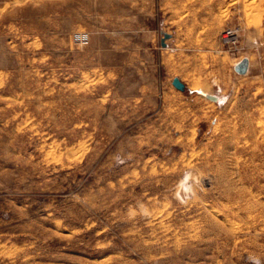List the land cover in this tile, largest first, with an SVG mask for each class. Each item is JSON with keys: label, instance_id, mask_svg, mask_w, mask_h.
<instances>
[{"label": "rangeland", "instance_id": "rangeland-1", "mask_svg": "<svg viewBox=\"0 0 264 264\" xmlns=\"http://www.w3.org/2000/svg\"><path fill=\"white\" fill-rule=\"evenodd\" d=\"M0 264H264V0H0Z\"/></svg>", "mask_w": 264, "mask_h": 264}, {"label": "water", "instance_id": "water-1", "mask_svg": "<svg viewBox=\"0 0 264 264\" xmlns=\"http://www.w3.org/2000/svg\"><path fill=\"white\" fill-rule=\"evenodd\" d=\"M171 35L166 33L164 38L162 39V45L165 47L166 46V39L170 38ZM250 67V61L248 58H244L242 59L236 66H235V70L237 71V73L239 74H246L249 70ZM173 85L180 91H185L186 90V84L179 78V77H175L172 81ZM208 98L214 100V101H218L219 98L217 96H213V95H209V94H205Z\"/></svg>", "mask_w": 264, "mask_h": 264}, {"label": "built area", "instance_id": "built-area-1", "mask_svg": "<svg viewBox=\"0 0 264 264\" xmlns=\"http://www.w3.org/2000/svg\"><path fill=\"white\" fill-rule=\"evenodd\" d=\"M235 36V31L232 29H229L228 31L225 32V39H233Z\"/></svg>", "mask_w": 264, "mask_h": 264}, {"label": "bare ground", "instance_id": "bare-ground-1", "mask_svg": "<svg viewBox=\"0 0 264 264\" xmlns=\"http://www.w3.org/2000/svg\"><path fill=\"white\" fill-rule=\"evenodd\" d=\"M192 177V176H191ZM188 179V178H187ZM189 179H191V178H189ZM189 182V181H188ZM184 185H185V183H183ZM183 184L181 185L182 187L181 188H183ZM191 185V184H190ZM186 188V187H185ZM184 190V189H183ZM186 191V190H185ZM191 191V190H190ZM179 193V192H178ZM180 194V193H179ZM187 195V194H186ZM185 195V196H186ZM183 197V196H182ZM183 199V198H182Z\"/></svg>", "mask_w": 264, "mask_h": 264}]
</instances>
